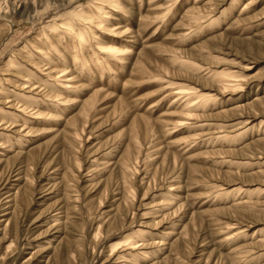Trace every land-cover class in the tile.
Returning a JSON list of instances; mask_svg holds the SVG:
<instances>
[{"label": "rangeland", "instance_id": "374dc122", "mask_svg": "<svg viewBox=\"0 0 264 264\" xmlns=\"http://www.w3.org/2000/svg\"><path fill=\"white\" fill-rule=\"evenodd\" d=\"M14 1L0 11V264H264V196L244 194L264 187V135L239 137L262 120L264 0H81L108 21L83 50ZM177 59L251 84L225 93ZM182 85L216 104L190 120ZM224 134L237 142L213 145Z\"/></svg>", "mask_w": 264, "mask_h": 264}, {"label": "bare ground", "instance_id": "6f19581e", "mask_svg": "<svg viewBox=\"0 0 264 264\" xmlns=\"http://www.w3.org/2000/svg\"><path fill=\"white\" fill-rule=\"evenodd\" d=\"M11 1L13 0H3L0 3V11L8 9L7 5ZM102 1L104 2L106 1V3L113 8L112 9L113 12L119 11L121 13H129L127 8L123 6V2H121V0H102ZM80 2L81 0H15L14 1L17 7L18 6L25 7V11H28L29 14H33L32 16L33 19H36V18H38V20L39 19H42V20L51 19L48 23L49 25L47 24L51 35L58 34L59 31L60 32L65 31L66 36L63 35V37H67V36L71 38L72 36L77 37L78 41L80 42L81 48L83 50L84 47L87 45V34H89L91 37H94L95 35L94 33L96 30L104 31L108 29L107 28L108 21H106L105 19H101L100 17H97V16L90 17L88 14L83 15V12H85V10L80 9V7L78 6ZM69 9H72L70 14H68L67 16L62 14V12L69 10ZM105 10H106L105 7L100 8V12L103 16H107V13L105 12ZM197 21H194L193 23H197ZM80 26H83V28H79L78 30L77 27H80ZM43 36H44L43 38L46 40L44 42L45 44L51 41L50 39L51 37L48 33H44ZM97 45H101V44L97 43ZM39 50L41 53L45 54L44 56L50 57L47 49L39 48ZM55 50H57V47L55 48ZM100 51L108 52L113 57H117L115 54L122 53V51L116 50L112 47L107 48V49L99 48V52ZM176 61L182 67L191 69L193 72L195 71L194 72L195 74L201 73L202 70L204 72L206 71L207 73L205 76H208L207 79L212 80V82L215 83L217 86H219V88L225 93L244 92L245 86H248L249 84H251L246 79L244 73H238V72H232V71H219L216 69H210L209 67L205 70L203 68V65L202 67H200L201 65L198 66L194 62L189 61V60L177 59ZM57 73L58 74L56 75H58V77L56 81L60 84H63L61 80H63V78L69 74L68 70H62ZM179 95L180 97H182V99L185 97L189 98V100L186 102V107L188 110L186 117L189 118L190 120L198 119L202 117V115H198L196 113L198 109L203 108V111H207L209 104L211 103L216 104L217 102L216 95L209 93V92H203V91L198 90L197 88L185 86V85H182L179 88ZM258 103H259L258 105H254L257 107H253V110H254L255 116H257L259 119H262L260 121V126L258 127V129H256L255 126L253 127L244 126L243 127L244 131L239 135L240 138L246 137L247 135L251 133H255L260 137L264 135V129H261L264 127V99H260ZM243 124L244 123H241V125ZM219 133H224V132H219ZM216 139L217 140L215 143H213V145L215 144L217 146L221 144L225 145V144L237 142L235 141V137L231 135H227V134L218 135ZM260 140L262 142L264 141V139H261V138ZM260 155L264 156V151H262ZM262 173L264 176V171ZM241 189L238 188L237 192L240 193L242 191ZM244 194L250 197L251 196L256 197L258 198V201H260V198H263L264 196V187H256L255 189H250V188L246 189L244 190ZM219 195H223V192H220ZM261 232L264 234V229H261ZM140 234H141V231H138L137 235H140ZM133 244L134 243H132V245Z\"/></svg>", "mask_w": 264, "mask_h": 264}]
</instances>
